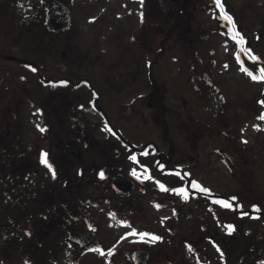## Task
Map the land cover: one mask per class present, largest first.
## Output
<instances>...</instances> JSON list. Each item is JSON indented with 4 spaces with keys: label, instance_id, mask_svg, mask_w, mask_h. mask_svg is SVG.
I'll list each match as a JSON object with an SVG mask.
<instances>
[{
    "label": "flooded vegetation",
    "instance_id": "1",
    "mask_svg": "<svg viewBox=\"0 0 264 264\" xmlns=\"http://www.w3.org/2000/svg\"><path fill=\"white\" fill-rule=\"evenodd\" d=\"M57 1L0 0V264H264V0Z\"/></svg>",
    "mask_w": 264,
    "mask_h": 264
},
{
    "label": "rangeland",
    "instance_id": "2",
    "mask_svg": "<svg viewBox=\"0 0 264 264\" xmlns=\"http://www.w3.org/2000/svg\"><path fill=\"white\" fill-rule=\"evenodd\" d=\"M81 1H84V0H81ZM76 19H77V28L80 30L82 37L80 39L74 41L73 43L70 42L69 40H65V39H62V41L59 43V44H62L61 45L62 49H64L66 46H69L71 60L74 62V65L78 68V71H79V73L75 74V76L79 75L80 78L81 77L83 78L85 76V73H83V69L86 68L87 63L89 61V58L85 55V53H88V51H90V50H93V51L96 50L97 52L94 53L95 56L93 55L91 58V62L93 61V63H91V65L97 67V69L101 66V69L99 68L98 71L101 73L103 72L102 75L105 74L104 75L105 78L108 77V78H110L111 81L115 80L113 77L115 75L114 64H115V61L117 59L114 57H110V56H108V58H105L104 56H100V55H101V53L110 54L113 51V49L115 48L116 43L114 44L113 40H111L109 42L89 41L88 36H87L88 32H86V31L82 32L83 31L82 16H80V18L77 17ZM108 32H109V34L110 33L114 34L115 33L114 27H111ZM95 33H97V32H95ZM89 38H91V37H89ZM49 41L51 42V39L46 38V42L49 43ZM93 43H96V44H93ZM102 45L104 46V48L102 47ZM44 47H36L34 44L33 45L27 44V46L25 45L24 49H25L26 60L28 61L29 57H32L31 59H33L34 57L39 56L40 58H42V60L46 61V54H45V48ZM107 50H109V52ZM99 52H101V53H99ZM49 62L52 63L51 60ZM106 67H108V69H106ZM49 70H50L51 75H54L57 77L61 75L57 79L64 78V74L61 73L62 72L61 70H53V69H49ZM24 76H25V73H24ZM26 77H27V75H26ZM43 77H44V80H46L44 75H43Z\"/></svg>",
    "mask_w": 264,
    "mask_h": 264
},
{
    "label": "snow or ice",
    "instance_id": "3",
    "mask_svg": "<svg viewBox=\"0 0 264 264\" xmlns=\"http://www.w3.org/2000/svg\"><path fill=\"white\" fill-rule=\"evenodd\" d=\"M140 2H141V4H142V3H143V0H140ZM216 3H217V5H220V0H216ZM141 16H143L142 13H141ZM225 18L228 19L230 22H231V20H232V18H231L230 16H226ZM236 35H239V34L237 33ZM233 38H235V37H233ZM238 42H239V43H242V42H243V37H240V40H239ZM249 51H250V49H249ZM257 59H258L257 57H253V60H257ZM242 70L245 71L246 74L249 75L254 81H255V80H261V81H264V68H261V69L259 70V71H260V75H259V76L254 75L253 72H252V71H249V69H247V68H243ZM32 71H36V69L33 68ZM61 83H66V82H61ZM259 103H261L262 105H264V101H260ZM82 107H83V106H82ZM259 119H264V115H261V116L259 117ZM37 127H39V125H37ZM40 130H41V131H46V129H44V128H41ZM146 154H147V153H145V155H146ZM43 156L46 157V156H47V153H44ZM130 159L136 160V157H135V156H132V157H130ZM42 162H44V163L46 164V166H47L50 170H52V176H53V178H55L56 173H55V170L53 169L52 165H51L50 163H48L46 159L43 160ZM146 171H147V170H146ZM132 174H133V175H136L138 179L140 178L139 175L136 173L135 170H133V173H132ZM100 176H101V178H103V177H104V173L101 172V173H100ZM157 183H159V182H157ZM194 186L199 187V185H194ZM161 188L163 189L164 186L161 185ZM164 190H168V189H164ZM172 191H176L177 193H182V192H183L184 195H185V198H187V193L184 192L183 189H173ZM202 191L207 192L208 190H207V189H202ZM233 199H235V198H233ZM225 206H226V207H231L230 204H226V203H225ZM156 207L159 208L160 205H156ZM238 207L242 208V205H239ZM254 210H255V211H259V209L256 208L255 206H254ZM243 215H247V213H243ZM253 218H256V217H253ZM227 227H228L230 230L233 229V226H232V225H228ZM140 235H141V236H148V235H150V234H148V233H141ZM152 239H153V240H159L160 237H158V236H152Z\"/></svg>",
    "mask_w": 264,
    "mask_h": 264
},
{
    "label": "water",
    "instance_id": "4",
    "mask_svg": "<svg viewBox=\"0 0 264 264\" xmlns=\"http://www.w3.org/2000/svg\"><path fill=\"white\" fill-rule=\"evenodd\" d=\"M71 23L70 11L60 0L47 9L45 25L49 33L65 32Z\"/></svg>",
    "mask_w": 264,
    "mask_h": 264
},
{
    "label": "trees",
    "instance_id": "5",
    "mask_svg": "<svg viewBox=\"0 0 264 264\" xmlns=\"http://www.w3.org/2000/svg\"><path fill=\"white\" fill-rule=\"evenodd\" d=\"M28 63H29V62L26 60V61H25V64L28 65ZM43 74H44L45 78H46V79H49V81H51V82H52V81H55V80H57V81H65V80H66V79H64V78H65V75H64V78H62V79H57V78L60 77L61 75L57 77V76H54V75H51V74H47V73H45V71H44ZM62 75H63V74H62ZM43 81H44V77H42V82H43Z\"/></svg>",
    "mask_w": 264,
    "mask_h": 264
}]
</instances>
